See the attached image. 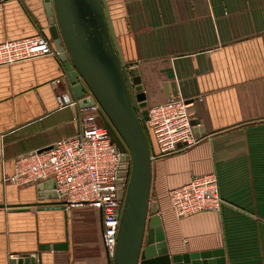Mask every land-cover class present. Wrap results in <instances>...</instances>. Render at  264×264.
<instances>
[{"label":"crops","instance_id":"0c3cea01","mask_svg":"<svg viewBox=\"0 0 264 264\" xmlns=\"http://www.w3.org/2000/svg\"><path fill=\"white\" fill-rule=\"evenodd\" d=\"M107 1L148 104L195 100L202 139L153 159L151 201L159 203L169 253L222 249L226 264H264V0ZM45 5L0 0V42L48 32ZM66 76L58 55L0 66V264L24 254L40 264L110 263L99 210L41 206L50 199H41L38 183L7 180L17 156L80 130L79 108L60 107L57 98L71 94ZM212 172L221 209L178 217L168 192Z\"/></svg>","mask_w":264,"mask_h":264},{"label":"water","instance_id":"95a60500","mask_svg":"<svg viewBox=\"0 0 264 264\" xmlns=\"http://www.w3.org/2000/svg\"><path fill=\"white\" fill-rule=\"evenodd\" d=\"M45 2L49 27L42 34L64 62L71 95L81 108L99 104L112 142L131 159L117 248L109 264H226L222 249L169 253L159 203L151 201L153 159L159 155L147 124V94L139 69L123 54L108 1ZM88 92L92 96L85 97ZM55 185L54 180L38 184L41 199L56 198ZM38 204L65 208L57 200ZM12 263L40 264V259L37 263L35 256L24 254Z\"/></svg>","mask_w":264,"mask_h":264},{"label":"built area","instance_id":"2783aa9c","mask_svg":"<svg viewBox=\"0 0 264 264\" xmlns=\"http://www.w3.org/2000/svg\"><path fill=\"white\" fill-rule=\"evenodd\" d=\"M57 54L51 41L41 33L0 42V66ZM61 81L59 78L53 83ZM90 96L91 92L85 95ZM57 98L60 107H78V99L70 93H61ZM194 103V99L173 96L147 106V124L159 156L172 154L180 147L190 148L202 139L195 131L191 115ZM78 108L80 130L47 148L17 156L14 173L7 180L17 186L54 180L52 190L57 197L49 198L50 201H63L66 209L88 205L99 210L102 242L111 260L117 248L131 159L129 153L112 142L98 103ZM168 196L178 217L218 211L224 203L214 172L193 176L188 183L171 189Z\"/></svg>","mask_w":264,"mask_h":264},{"label":"rangeland","instance_id":"374dc122","mask_svg":"<svg viewBox=\"0 0 264 264\" xmlns=\"http://www.w3.org/2000/svg\"><path fill=\"white\" fill-rule=\"evenodd\" d=\"M148 105H149V104H148ZM148 105H147V106H148Z\"/></svg>","mask_w":264,"mask_h":264}]
</instances>
